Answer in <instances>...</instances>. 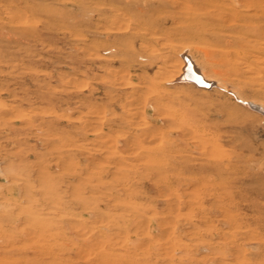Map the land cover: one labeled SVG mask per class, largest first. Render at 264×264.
Instances as JSON below:
<instances>
[{
    "label": "rangeland",
    "instance_id": "obj_1",
    "mask_svg": "<svg viewBox=\"0 0 264 264\" xmlns=\"http://www.w3.org/2000/svg\"><path fill=\"white\" fill-rule=\"evenodd\" d=\"M195 3L0 0V264H264V55Z\"/></svg>",
    "mask_w": 264,
    "mask_h": 264
},
{
    "label": "bare ground",
    "instance_id": "obj_2",
    "mask_svg": "<svg viewBox=\"0 0 264 264\" xmlns=\"http://www.w3.org/2000/svg\"><path fill=\"white\" fill-rule=\"evenodd\" d=\"M189 1L196 2L197 4L200 3L197 6L200 5L202 8H204L207 5L213 7L214 8L213 12L208 13L211 20L213 19L214 21H229L230 23L238 22V26H236V28H238L242 32L248 33L251 36L253 35L257 37L255 43L251 42L250 40V43H254V44L252 45L247 44L249 46L248 49L250 51H254V50L257 51L260 57L264 55V0H189ZM231 52L229 53V55L231 57L232 56L235 57V53L239 54L240 50L236 49L235 52L233 53ZM246 52H248L247 49ZM191 58L189 59L187 58L188 60L187 59L185 60V56L183 55L182 63L180 66V73L178 74L177 79L183 78L184 81L193 82L197 84V86H202V87L203 86L209 87L210 85L214 84V79H212L207 75L208 72L206 74L205 70L202 69L199 70V68H197L198 66L195 65L194 60L193 59L190 60ZM251 104L252 106H256L257 108L259 109L262 108V110H264V104L259 105V103L256 102L255 103L252 102Z\"/></svg>",
    "mask_w": 264,
    "mask_h": 264
}]
</instances>
